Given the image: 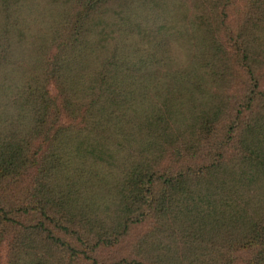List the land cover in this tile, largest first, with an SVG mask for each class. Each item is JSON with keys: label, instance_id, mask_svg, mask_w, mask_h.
Segmentation results:
<instances>
[{"label": "trees", "instance_id": "16d2710c", "mask_svg": "<svg viewBox=\"0 0 264 264\" xmlns=\"http://www.w3.org/2000/svg\"><path fill=\"white\" fill-rule=\"evenodd\" d=\"M263 81L264 0H0L7 263L264 264Z\"/></svg>", "mask_w": 264, "mask_h": 264}, {"label": "rangeland", "instance_id": "374dc122", "mask_svg": "<svg viewBox=\"0 0 264 264\" xmlns=\"http://www.w3.org/2000/svg\"><path fill=\"white\" fill-rule=\"evenodd\" d=\"M264 84V81H263ZM24 185H20L18 187H14L12 191H10L11 200H22L23 198ZM141 228H137L132 231L131 237H127L120 244L111 247V248H100L98 249L93 256L97 259L98 264H112L116 261L121 260L122 258L129 259L130 258V243L136 234L141 232ZM11 233V231H8ZM7 246L6 242L0 245V264H8L7 262ZM75 264H86L84 262H76Z\"/></svg>", "mask_w": 264, "mask_h": 264}, {"label": "clouds", "instance_id": "9594fccd", "mask_svg": "<svg viewBox=\"0 0 264 264\" xmlns=\"http://www.w3.org/2000/svg\"><path fill=\"white\" fill-rule=\"evenodd\" d=\"M23 90V84L17 85L15 88L11 86H5L3 90H0V119H2L5 113L15 117L17 110L13 107H5L14 98L19 96Z\"/></svg>", "mask_w": 264, "mask_h": 264}]
</instances>
